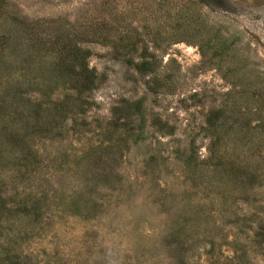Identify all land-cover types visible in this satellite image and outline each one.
<instances>
[{"label": "rangeland", "instance_id": "rangeland-1", "mask_svg": "<svg viewBox=\"0 0 264 264\" xmlns=\"http://www.w3.org/2000/svg\"><path fill=\"white\" fill-rule=\"evenodd\" d=\"M0 264H264V0H0Z\"/></svg>", "mask_w": 264, "mask_h": 264}]
</instances>
